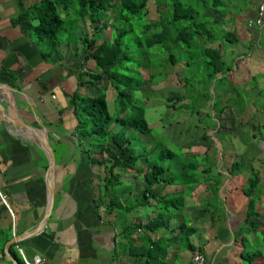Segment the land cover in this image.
I'll return each instance as SVG.
<instances>
[{
	"label": "crops",
	"instance_id": "crops-1",
	"mask_svg": "<svg viewBox=\"0 0 264 264\" xmlns=\"http://www.w3.org/2000/svg\"><path fill=\"white\" fill-rule=\"evenodd\" d=\"M33 1L23 0L26 5ZM19 11L17 0H0V264H21L9 253L21 255L18 248L52 264H191L193 248L203 251L206 264H264L261 257L249 263L240 256L242 245L234 233L245 220L247 197L243 183L222 179L223 172L217 195L204 179L189 189L159 185L160 199L188 192L179 210L161 209L163 203L151 196L145 204L138 201L143 180L128 174L114 188L126 187L118 211L107 213V205L97 206L101 179L95 173L102 168L89 163L78 147L72 111L79 61L69 45L45 60L28 35L32 23L11 24ZM2 67L15 76H4ZM43 125L55 151L54 197L46 224L29 235L48 203V154L38 133L45 131ZM160 214L166 216L162 227L144 228ZM16 235H21L19 241L8 242Z\"/></svg>",
	"mask_w": 264,
	"mask_h": 264
},
{
	"label": "trees",
	"instance_id": "trees-1",
	"mask_svg": "<svg viewBox=\"0 0 264 264\" xmlns=\"http://www.w3.org/2000/svg\"><path fill=\"white\" fill-rule=\"evenodd\" d=\"M17 1L20 11L10 19L11 24L15 26L27 21L32 23L28 35L39 46L45 60L58 50L62 43H64L63 47L68 46L71 40L77 43L78 51L72 53V56H76L81 62L77 66L78 86L72 94V111L77 118L75 130L78 147L82 149L87 161L102 168L98 171L104 174L103 177L99 176L103 182V192L104 195H110L107 213L118 210L122 205L120 199L125 193L119 197L115 189L121 178L129 173L132 174L131 177L141 178L144 183L141 194L137 193L138 201L145 204L151 196L159 204L163 203L159 205L161 209L165 207L169 210L168 208L171 207V209L179 210L184 195L188 192L182 190L174 192L173 198L164 196L160 199L163 190L159 185L167 186L175 183L189 188L202 180L192 174V170H195L197 166L193 162H184L181 173L187 175L176 180L174 175L170 174L169 167L158 163V159L173 155L169 148L152 144L150 140L145 143H134L138 137L137 134L147 135L152 129L145 118L144 105L135 98L133 93L140 89L144 81L152 80L154 77L155 67L148 59L161 53L153 50L156 45H163L170 49H167L166 59L163 60L165 64L173 66L181 60L180 62L187 67L192 64L202 65L203 69L208 71L210 79L231 77L236 67L226 65L224 56L227 53L224 52L221 44L204 45L207 39L211 42L215 41L218 35L212 27H209V19L212 20V18L205 12L218 8L223 1L152 0L158 15L152 20L148 19L151 0H35L27 5L23 0ZM72 3H75V17L66 26L65 19L70 15L69 10ZM60 11L64 12V16H61ZM86 18L90 20L93 31L91 35L86 32L80 36L76 28L77 21H84ZM107 30L110 32L107 33ZM103 33L105 36L101 35ZM222 35L223 39L229 43L237 42L239 38L229 30L224 31ZM182 52L187 55L183 56ZM88 60L94 61L95 70L92 71L85 67ZM162 63L160 61L157 68ZM141 68L147 70V77L143 75ZM1 72L4 76H15L14 71L5 67H2ZM218 75L221 76L218 77ZM9 80L12 79L9 78ZM104 80L116 90L115 114H111L108 110L106 93L103 89H100L94 96H89L86 91L84 94L79 92V86L93 88ZM180 100L181 98L177 95L167 97V101H172L167 104L168 108L182 107V104L176 106ZM216 103L214 101L211 107L215 111L214 117L220 121L219 115L226 108V104L223 100L218 102L219 105ZM215 107L218 108L217 111ZM59 112L61 114V111ZM115 124L118 125L116 128ZM218 126L221 127L222 123L220 122ZM206 136L205 133L202 135L204 138ZM87 146L90 148H85ZM92 146L95 147L93 151H91ZM204 154H209V152L205 151ZM240 158L230 160V153L228 155L230 165L227 171L231 178L242 172L239 168ZM202 170L205 175L203 177H206L210 167ZM261 172L260 168L251 166V173L246 176L244 186L241 188L242 193L247 197L245 220L239 226L235 237L242 245L241 258L249 263L256 257H261L264 263V253L260 249L252 253H244L248 240L245 232L240 230V227H244L248 228L251 233L257 234L260 228L259 221L254 217L263 216L256 208L260 196L264 194ZM95 175L98 176L97 173ZM218 175L219 177L214 179L213 183L211 179L204 178L209 184L208 188L211 186L215 195L218 194L221 185L220 172ZM157 187L159 189H156ZM112 192L113 195L110 194ZM165 220L166 216L163 217L160 214L158 218L143 226L150 231H155L166 223ZM188 228L194 229L191 226ZM261 232L264 233V231ZM156 245L160 244L156 243ZM9 253L17 259V262L23 264L19 254L16 255L11 251Z\"/></svg>",
	"mask_w": 264,
	"mask_h": 264
},
{
	"label": "rangeland",
	"instance_id": "rangeland-1",
	"mask_svg": "<svg viewBox=\"0 0 264 264\" xmlns=\"http://www.w3.org/2000/svg\"><path fill=\"white\" fill-rule=\"evenodd\" d=\"M151 1L148 15L150 20L158 16L155 5ZM222 1L218 8L209 9L205 12L207 16L212 18V20L209 19V27H212L218 35H216L217 39L215 40L217 42H211L207 39L204 45L216 46L221 44L222 49L227 53L224 56L226 65L232 68L236 67L235 71L228 79H218L217 77L210 79L207 74L208 71H205L202 65L192 64L187 67L183 62H180L181 60L173 66L165 64L163 60L166 59L168 48L163 45L153 47L154 51L163 52L148 59L155 67L154 77L152 80L142 81L143 84L140 89L133 93L135 98L144 105L145 118L152 131L147 135L137 134L138 137L134 143H145L150 140L152 144L169 148L173 155L158 159V163L169 167L170 174H173L176 180L187 175L181 173L182 164L186 161L193 162L197 166L195 170H192V174L199 179L214 180L219 177L218 172H223L222 179L231 178L227 173V167L230 165L228 160L230 153V160L242 158H240L239 166L240 172L242 171L241 174L232 177L238 179V184L242 182V187L244 186L246 176L251 173V166L261 169V182L264 184V137H260L261 135L264 136V127H262L264 123V23L261 27L257 25L248 26V20L256 17L258 6L264 0ZM74 11L75 3H72L69 10L70 15L66 16L65 19L66 26L75 17ZM60 14L64 16L63 11H60ZM217 22L219 23L217 24ZM76 28L80 36L86 32L91 35L93 31V26H91L88 18L84 21L78 20ZM226 30L234 32L239 37L238 41L229 43L224 40L222 34ZM106 32L109 33L110 31L107 30ZM104 34L101 35L105 36ZM63 44L56 51L61 53ZM76 44L71 40L68 46L69 49L71 48L68 49L69 53L74 52ZM182 53L183 56L187 55L185 52ZM233 54H237V57H231ZM233 59L234 61H232ZM160 61L163 63L157 68ZM236 62L238 63L236 64ZM79 64L81 62H78ZM85 64L89 70L96 69L92 60H88ZM141 70L143 75L147 77V70L144 68ZM246 86L249 87V90ZM78 88L80 93L83 89L86 90V94L89 96H94L100 89H103L106 93L109 112L111 114L116 113L117 106L114 102L116 90L111 87L109 82L104 80V82L97 83L93 88L86 86L84 88L79 86ZM147 94L149 95L147 96ZM173 95L181 98L175 104L176 106L182 104V107L168 108L167 104L172 101H167V97ZM222 100L225 101L226 108L219 115V121L214 117L215 111L211 104L215 101L217 102L216 105H219ZM215 110L217 111L218 108L215 107ZM220 122L222 123L221 127L218 126ZM214 125L216 127H213ZM117 126V124L114 125L115 128ZM204 133L207 135L205 138L202 137ZM218 142L221 147H219ZM205 151H208L209 154H204ZM219 152L222 154L221 157ZM208 166L210 167L209 173L203 177L202 169ZM100 173L97 172L98 178ZM131 175L129 173L126 176ZM96 187L98 188L95 193L96 204L98 207L103 205L106 209L110 195H104L102 181H98ZM125 188L123 185L120 189L117 187L116 195L119 197L123 195L125 192L122 189ZM171 188L174 190L176 188L181 189L175 183L171 185ZM187 189L189 188L187 187ZM110 194L113 195L114 193ZM201 195L203 196L205 193L202 192ZM256 208L264 216V194L260 196ZM115 211L118 210L115 209ZM263 216L254 217L260 223L257 234L251 233L248 228L240 227L248 240V246L244 250L245 254L247 252L252 253L256 249H260L264 253V246H262L264 233L261 232L264 231Z\"/></svg>",
	"mask_w": 264,
	"mask_h": 264
},
{
	"label": "water",
	"instance_id": "water-1",
	"mask_svg": "<svg viewBox=\"0 0 264 264\" xmlns=\"http://www.w3.org/2000/svg\"><path fill=\"white\" fill-rule=\"evenodd\" d=\"M14 123V122H13ZM21 124H26V123H21ZM43 128L45 129V131H39V137H40V141H41V147H43L46 150V153L48 154V168H47V175L45 176L46 179V184H47V188H48V203H47V207L44 213V216L42 218V220L31 230H29L26 234H34L37 233L42 226H44L47 222L48 216L51 212L52 209V200L54 197V177H53V170H54V166H55V151L54 149L51 147L50 142L48 140V135L46 133V125H43ZM67 138L70 139V137L66 136ZM264 141V140H263ZM219 147H221V144L218 142ZM220 155V157L222 156L221 152L218 153ZM28 235V236H29ZM21 235H16L14 237H12L8 242L12 243L14 241H19ZM22 236H25L22 235ZM27 237V236H26ZM8 256L10 257V255L8 254ZM11 258V257H10Z\"/></svg>",
	"mask_w": 264,
	"mask_h": 264
},
{
	"label": "built area",
	"instance_id": "built-area-1",
	"mask_svg": "<svg viewBox=\"0 0 264 264\" xmlns=\"http://www.w3.org/2000/svg\"><path fill=\"white\" fill-rule=\"evenodd\" d=\"M264 23V2H260L258 6V13L254 19L248 20V26L257 25L261 27ZM3 198V196L1 195ZM20 256L22 258L23 264H52L49 261L45 260L38 254H33L27 256L24 254L21 248H18ZM206 256L200 249L192 250L191 264H206Z\"/></svg>",
	"mask_w": 264,
	"mask_h": 264
},
{
	"label": "clouds",
	"instance_id": "clouds-1",
	"mask_svg": "<svg viewBox=\"0 0 264 264\" xmlns=\"http://www.w3.org/2000/svg\"><path fill=\"white\" fill-rule=\"evenodd\" d=\"M194 249H198V248H194ZM194 249H193V250H194ZM201 251H202V250H201ZM202 252H203V251H202Z\"/></svg>",
	"mask_w": 264,
	"mask_h": 264
}]
</instances>
